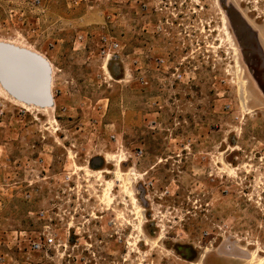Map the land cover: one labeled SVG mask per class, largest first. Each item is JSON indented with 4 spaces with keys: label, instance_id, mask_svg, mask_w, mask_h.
I'll return each mask as SVG.
<instances>
[{
    "label": "rangeland",
    "instance_id": "1",
    "mask_svg": "<svg viewBox=\"0 0 264 264\" xmlns=\"http://www.w3.org/2000/svg\"><path fill=\"white\" fill-rule=\"evenodd\" d=\"M0 42L54 100L0 92V264L264 259V0H0Z\"/></svg>",
    "mask_w": 264,
    "mask_h": 264
},
{
    "label": "water",
    "instance_id": "2",
    "mask_svg": "<svg viewBox=\"0 0 264 264\" xmlns=\"http://www.w3.org/2000/svg\"><path fill=\"white\" fill-rule=\"evenodd\" d=\"M35 64L39 69L41 96L27 93L26 87L31 83L33 73L28 65ZM51 70L48 63L35 54L17 49L9 44L0 43V84L16 100L40 108L51 107L50 95Z\"/></svg>",
    "mask_w": 264,
    "mask_h": 264
},
{
    "label": "bare ground",
    "instance_id": "3",
    "mask_svg": "<svg viewBox=\"0 0 264 264\" xmlns=\"http://www.w3.org/2000/svg\"><path fill=\"white\" fill-rule=\"evenodd\" d=\"M223 23H224V35H226L227 36V39H229L230 40V33H229V30H228V27H227V20H226V18L225 17H223ZM1 43V42H0ZM10 46H12V45H10ZM13 47H15V46H13ZM16 48V47H15ZM18 49V48H17ZM39 58H41L40 56H38ZM41 59H43V58H41ZM44 61H46L45 59H43ZM47 62V61H46ZM48 63V62H47ZM237 64H238V62H237ZM48 66H50V64L48 63ZM33 68V67H32ZM28 69H29V66H28ZM30 70V69H29ZM33 74H34V72H33ZM51 83V82H50ZM4 89V88H3ZM2 88H0V92L1 93H5V94H7V91L6 90H3ZM50 95H51V98H52V101H54L53 100V95H52V93L50 92ZM9 96H11L10 94H9ZM13 98V97H12ZM53 105V104H52ZM129 176V175H128ZM127 176V177H128ZM129 180V179H128ZM126 181V180H125ZM130 181V180H129ZM123 182H124V180H123ZM131 182V181H130ZM128 183V184H124L125 185V188H126V190L128 191V190H130V193H132V191H131V183ZM109 188L107 189V190H105V194H104V197L107 199V201L109 200V197H110V195H111V186H108ZM123 189V188H122ZM126 192V191H125ZM129 193V192H128ZM141 210V209H140ZM252 263H254V264H264V259L263 258H258V257H256V255H253L252 256Z\"/></svg>",
    "mask_w": 264,
    "mask_h": 264
},
{
    "label": "built area",
    "instance_id": "4",
    "mask_svg": "<svg viewBox=\"0 0 264 264\" xmlns=\"http://www.w3.org/2000/svg\"><path fill=\"white\" fill-rule=\"evenodd\" d=\"M83 39V37H79L78 38V41H81ZM119 48V44H117V43H111V49H118ZM31 197V195L29 194V193H26L25 194V198L26 199H29ZM47 229H45V232L43 233V234H41V236H39L38 238V240L39 241H37V242H34L33 244H32V250H40L41 249V247H42V244H41V242H43L44 241V244L45 245H48V246H51V245H53V243H54V241H55V237L56 236H54V235H50V234H47ZM0 240H1V238H0ZM1 260H3L2 258H1Z\"/></svg>",
    "mask_w": 264,
    "mask_h": 264
}]
</instances>
